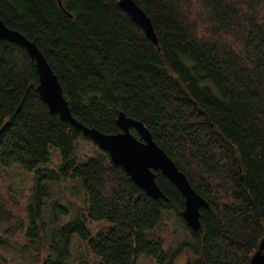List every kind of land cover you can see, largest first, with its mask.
I'll list each match as a JSON object with an SVG mask.
<instances>
[{"label":"trees","instance_id":"16d2710c","mask_svg":"<svg viewBox=\"0 0 264 264\" xmlns=\"http://www.w3.org/2000/svg\"><path fill=\"white\" fill-rule=\"evenodd\" d=\"M119 1L0 0V19L37 45L78 122L106 135L120 133V113L145 125L207 202L201 229L187 226L185 198L160 172L168 202L149 197L95 144L79 159V142L92 140L50 113L35 61L0 39V167L20 165L37 181L29 220L0 199V247L38 236L47 182L79 179L86 209L61 233L67 245L74 234L87 241L102 264L143 255L175 264L179 251L155 235L166 210L193 238L184 264H251L264 238V0H134L158 45ZM52 148L58 170L47 167ZM101 222L108 227L92 233L89 225Z\"/></svg>","mask_w":264,"mask_h":264},{"label":"rangeland","instance_id":"374dc122","mask_svg":"<svg viewBox=\"0 0 264 264\" xmlns=\"http://www.w3.org/2000/svg\"><path fill=\"white\" fill-rule=\"evenodd\" d=\"M94 153V143L79 142L77 151L79 159L85 160ZM51 154V162L47 167L58 170L60 152L52 148ZM36 182V173L20 165H13L10 168L0 167V199L10 211L29 220L28 207L32 202ZM46 184L49 190L47 193L44 191L45 196L42 198L44 204L41 207L38 236L29 240L23 236L13 241L10 247H0V251L7 259L4 264H53L66 251L69 253L67 264H102L89 249L87 241L74 234L71 236L70 244L67 245L61 233V228L65 224L73 221L80 211L86 209V193L81 181L61 179ZM107 227L106 222L89 225L94 234ZM4 228L0 225V236L3 235ZM155 232L156 238L159 236L164 241L167 251L171 254L179 251L175 264H184L188 257L194 256L190 249L193 238L174 210L164 212L163 219ZM136 264H157V261L153 257L143 255Z\"/></svg>","mask_w":264,"mask_h":264},{"label":"water","instance_id":"95a60500","mask_svg":"<svg viewBox=\"0 0 264 264\" xmlns=\"http://www.w3.org/2000/svg\"><path fill=\"white\" fill-rule=\"evenodd\" d=\"M118 5L143 29L147 37L155 45H158V38L150 18L134 0H120ZM0 39L25 49L31 59L35 61L39 75L38 92L51 114L59 115L63 122H67L77 130L82 131L99 149L108 153L113 165L122 167L130 180L149 197L154 200L164 199L168 202L156 182V172H160L184 196L185 209L182 212V218L187 226L195 233L201 229V210L208 208L207 202L196 193L185 174L157 145L152 134L142 122L120 113L117 119L119 134L106 135L95 128L86 127L73 117L59 79L37 45L29 41L20 32L7 27L1 19ZM132 130L138 134L139 139L132 133ZM251 264H264V238L260 243L259 250L252 257Z\"/></svg>","mask_w":264,"mask_h":264}]
</instances>
